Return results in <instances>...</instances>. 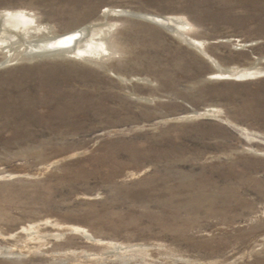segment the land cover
<instances>
[{
	"label": "rangeland",
	"instance_id": "1",
	"mask_svg": "<svg viewBox=\"0 0 264 264\" xmlns=\"http://www.w3.org/2000/svg\"><path fill=\"white\" fill-rule=\"evenodd\" d=\"M108 9L100 59L0 62V264H264V0H0L53 32Z\"/></svg>",
	"mask_w": 264,
	"mask_h": 264
},
{
	"label": "bare ground",
	"instance_id": "2",
	"mask_svg": "<svg viewBox=\"0 0 264 264\" xmlns=\"http://www.w3.org/2000/svg\"><path fill=\"white\" fill-rule=\"evenodd\" d=\"M106 11H103V18L99 22L85 26L77 25L62 32H53L46 24L39 23L32 14L24 10L0 12V50L4 53L0 62L7 64L18 58L34 59L45 56L71 57L81 60L100 59L109 54L106 38L116 27L115 23L107 19V14L111 11L109 9ZM112 12L118 17L132 16L159 26L179 36L194 48H198L200 45L198 40L188 36L187 31L191 28V24L182 17L160 16L161 18H159L148 13L131 12L119 8H114ZM203 53L206 57L211 58L205 51ZM256 73L260 72L217 71L212 75L215 79H229L235 76V80H239L240 77L252 76ZM178 260L180 261V259ZM122 263L129 264L127 260H122Z\"/></svg>",
	"mask_w": 264,
	"mask_h": 264
},
{
	"label": "water",
	"instance_id": "3",
	"mask_svg": "<svg viewBox=\"0 0 264 264\" xmlns=\"http://www.w3.org/2000/svg\"><path fill=\"white\" fill-rule=\"evenodd\" d=\"M64 37V36H63ZM60 38H62V37H60ZM60 38H56V39H60ZM55 40V39H54Z\"/></svg>",
	"mask_w": 264,
	"mask_h": 264
}]
</instances>
